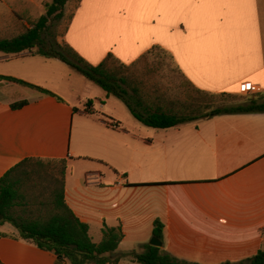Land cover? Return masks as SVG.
<instances>
[{
	"label": "crops",
	"instance_id": "0c3cea01",
	"mask_svg": "<svg viewBox=\"0 0 264 264\" xmlns=\"http://www.w3.org/2000/svg\"><path fill=\"white\" fill-rule=\"evenodd\" d=\"M20 12L33 15L23 0H0V32L10 31ZM63 41L92 66L109 55L130 66L159 47L196 91L247 95L255 85L264 95V0H80ZM68 71L77 73L29 51L0 56V180L23 161L40 160L48 171L60 167L66 204L83 223L72 193L99 188L103 209L115 212L123 234L128 222L159 221L161 249L180 261L196 262L177 253L190 246L246 261L258 253L264 240V116L199 119L162 130L121 119L106 103L98 107L96 98L88 99V114L86 95ZM19 102L26 104L15 108ZM100 113L113 122L97 119ZM194 225L211 230L204 237L212 242H198L197 235L188 242ZM17 233L9 224L0 227L2 264H57L54 253Z\"/></svg>",
	"mask_w": 264,
	"mask_h": 264
},
{
	"label": "trees",
	"instance_id": "16d2710c",
	"mask_svg": "<svg viewBox=\"0 0 264 264\" xmlns=\"http://www.w3.org/2000/svg\"><path fill=\"white\" fill-rule=\"evenodd\" d=\"M68 2L69 0H53L46 6V15L42 16L37 23H33L21 35L10 39H0V52L19 56L29 51L31 54L46 59H58L101 87L107 97L113 96L120 99L135 119L156 129L165 130L187 121L219 115L264 113V95L261 94H256L245 105L216 109L208 114L206 112L204 114L195 105L169 103L161 97H157L155 101H149L139 86L142 83L133 82L129 75H125V72L157 50L166 53L159 47L153 48L130 66L122 64L112 55H109L100 65L92 66L69 46L48 44L45 40L48 23L53 17L56 19L64 17ZM112 63L117 64L116 67H112ZM8 79L40 93L55 96L62 101L57 95L43 88L14 78ZM25 104L26 102H19L14 107L20 108ZM92 105V101L86 104L88 114H90L89 108ZM32 166L46 168L44 162L40 160H26L0 180V227L6 224L11 225L18 232L17 236L20 240L41 250L54 253L57 257V264H118L120 260L118 258L112 260V256L124 238L122 225L109 227L104 224L103 240L98 244L95 243L90 235V226L81 222L66 204L63 173L61 172L59 180L49 179L50 192L46 197H41V200L31 193V189L27 188L28 169L34 170ZM35 173L38 175L40 171L35 169ZM260 233L264 236V228L260 230ZM153 236L163 241V224L159 221L154 225ZM144 250L145 252L141 254L135 251L131 254L142 264H198L180 261L163 252L161 248L151 245L144 246ZM240 264H264V249H260L254 257Z\"/></svg>",
	"mask_w": 264,
	"mask_h": 264
},
{
	"label": "rangeland",
	"instance_id": "374dc122",
	"mask_svg": "<svg viewBox=\"0 0 264 264\" xmlns=\"http://www.w3.org/2000/svg\"><path fill=\"white\" fill-rule=\"evenodd\" d=\"M26 4L27 10L33 12V15L28 17V15H23L22 19L19 18L17 24L11 25V30L8 32H0V39L14 38L21 35L26 29L25 27L29 24L37 23L40 18L46 15V6L51 4L53 0H23ZM80 0H70L64 11V17L62 19H56L55 17L51 18L48 23V29L45 34L46 42L52 43L53 45H63V37L67 30L71 12L77 6ZM146 4V0H144ZM129 3H132L130 1ZM133 4H136L133 3ZM129 5V4H127ZM143 9V6L140 7ZM149 9V7H148ZM145 16H147L145 10ZM147 20V19H146ZM31 23V24H30ZM36 51V50H35ZM4 53H0V56H4ZM117 64L112 63V67H116ZM63 66V65H60ZM65 68V67H64ZM75 69V68H74ZM70 70V69H69ZM76 70V69H75ZM69 75L73 76L72 80L74 81L75 89L77 92H80L83 95H86L87 103L90 101L88 99H98L95 100L97 106L100 104L106 103L110 110L115 111L116 115L124 120H134V116L131 114L127 106L118 98L110 96L106 97V93L99 87L97 84L93 83L80 72L68 71ZM64 73V72H63ZM125 75H129L133 82L142 85L139 86L142 88V92L145 94L146 98L149 101H155L157 97H161L169 103H176L180 105H195L206 114L221 108H229L241 106L249 103V101L254 98L255 95H229V94H208V93H199L196 91L183 77L177 66L175 65L172 57L168 53L157 50L152 55H149L146 59L140 61L134 68H131L128 72H125ZM74 78V79H73ZM76 80V81H75ZM69 101H75L74 98H69ZM205 114V113H204ZM248 114V113H241ZM251 114V113H250ZM252 114H261L264 116V113H252ZM228 116H239V114H230V115H220L214 116L211 118H203L201 120H217L220 118ZM84 118V117H83ZM97 119L101 118L103 121L113 122V118L107 116L106 114H98ZM79 119V117H78ZM95 119V120H97ZM85 120V119H84ZM92 121L87 117V129L90 128ZM33 169H28L29 171V182L27 183V188L31 193L37 198L46 197L48 192H50V178L60 179V167L52 171H48L47 168L42 169L39 167L32 166ZM35 169L40 171V174L35 173ZM51 169V168H50ZM40 175V176H39ZM51 175V176H49ZM41 179H38V178ZM49 190V191H48ZM87 192V193H86ZM72 201H74L72 206L78 211L79 215L83 217L90 226L91 237L95 243H100L103 240L102 226L103 221L106 220L108 226L113 227L117 224V216L114 211L105 212L102 204H107L103 196L105 193L99 188L90 189L84 191L78 189L72 193ZM42 200V199H41ZM111 204H115V200H111ZM75 202L77 204H75ZM110 204V203H108ZM37 206V204H36ZM107 206V205H106ZM108 210V209H107ZM124 239L120 244L118 250L112 256V260L115 258L122 261L124 264H142L134 256L132 252H137L139 254L145 252L144 246L150 245L153 241V229L154 224L151 222H141V224H133V222H128L124 224ZM211 232V230L206 229V226L194 225L191 226V236L187 239L188 242L196 240L198 236V242L211 243L212 241L204 237ZM18 235V234H16ZM229 242H221V244L226 245ZM232 243V242H230ZM195 248V246H190L186 248L185 251L177 252L181 258L187 259L190 262L196 261L200 264L206 263H217L222 264L224 261H233V263L240 264L246 261V258H240V255L227 254L224 251H221L223 255L213 253L210 249ZM261 249H264V240L263 246ZM213 250V248H212ZM163 251V250H162ZM164 252V251H163ZM241 259V260H236ZM244 259V260H243ZM119 261V262H120ZM241 261V262H238ZM195 262V263H196ZM94 264V263H88ZM119 264V263H118Z\"/></svg>",
	"mask_w": 264,
	"mask_h": 264
},
{
	"label": "built area",
	"instance_id": "2783aa9c",
	"mask_svg": "<svg viewBox=\"0 0 264 264\" xmlns=\"http://www.w3.org/2000/svg\"><path fill=\"white\" fill-rule=\"evenodd\" d=\"M247 95H256V94H261L262 89L258 86L255 85H249L248 88L246 89ZM116 128V126H114Z\"/></svg>",
	"mask_w": 264,
	"mask_h": 264
},
{
	"label": "water",
	"instance_id": "95a60500",
	"mask_svg": "<svg viewBox=\"0 0 264 264\" xmlns=\"http://www.w3.org/2000/svg\"><path fill=\"white\" fill-rule=\"evenodd\" d=\"M151 246L157 247V248H162L163 243L161 240L157 239L154 237L153 241L150 243Z\"/></svg>",
	"mask_w": 264,
	"mask_h": 264
}]
</instances>
